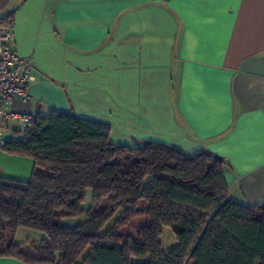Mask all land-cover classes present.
I'll list each match as a JSON object with an SVG mask.
<instances>
[{
  "label": "crops",
  "instance_id": "obj_1",
  "mask_svg": "<svg viewBox=\"0 0 264 264\" xmlns=\"http://www.w3.org/2000/svg\"><path fill=\"white\" fill-rule=\"evenodd\" d=\"M7 17L6 47L31 74L29 103L7 114L54 111L107 124L114 145L211 154L231 200L264 202V0H0ZM24 129L0 123L4 141ZM33 168L0 150V177L27 182Z\"/></svg>",
  "mask_w": 264,
  "mask_h": 264
},
{
  "label": "trees",
  "instance_id": "obj_2",
  "mask_svg": "<svg viewBox=\"0 0 264 264\" xmlns=\"http://www.w3.org/2000/svg\"><path fill=\"white\" fill-rule=\"evenodd\" d=\"M0 19V27L12 24ZM107 124L50 112L0 150L29 158L27 182L0 177V258L26 264H264V202L228 197L226 164L204 152L155 143L118 146ZM87 191L92 207L78 217ZM108 200V205L101 202ZM112 226L103 232L114 217ZM135 237L123 230L136 218ZM162 228L177 245L160 249ZM43 234L37 245L15 243L18 230ZM29 249L24 250V249Z\"/></svg>",
  "mask_w": 264,
  "mask_h": 264
},
{
  "label": "built area",
  "instance_id": "obj_3",
  "mask_svg": "<svg viewBox=\"0 0 264 264\" xmlns=\"http://www.w3.org/2000/svg\"><path fill=\"white\" fill-rule=\"evenodd\" d=\"M13 41L12 24L0 27V123L6 124L9 120L21 121L27 127L35 120L30 113H6L5 106L13 101L29 103L30 96L27 84L31 80L30 68L23 58L16 55L6 44ZM4 140L0 133V148Z\"/></svg>",
  "mask_w": 264,
  "mask_h": 264
},
{
  "label": "rangeland",
  "instance_id": "obj_4",
  "mask_svg": "<svg viewBox=\"0 0 264 264\" xmlns=\"http://www.w3.org/2000/svg\"><path fill=\"white\" fill-rule=\"evenodd\" d=\"M3 135L5 138L9 137L8 133H6V134L3 133ZM101 205H103V206L108 205V200H106V199L103 200L101 202ZM91 207H92V196H91V192L87 191L86 199H85V202L82 206V209H83L82 213L74 219H71V218L63 219L61 221V224L64 226L72 227V226L83 223L86 219V213ZM115 217H116V215L105 225V227L102 230L103 232H105L106 230H108L112 226V224L115 220ZM143 221H144V217L136 218L133 221L132 226L123 230V232L125 234H130L132 237H135V234H136L135 228H136V226L142 224ZM18 232L19 233L16 237V242L18 244H23V246H33V243L35 241L39 240L40 237H43V234H41L39 232L30 231L27 229H20ZM25 232H28V233H25ZM34 236H36L37 238H35ZM159 243H160V249L164 253H168L170 250H172L177 245L176 237L170 228H162L161 235L159 238ZM24 250L29 251V249H27V248Z\"/></svg>",
  "mask_w": 264,
  "mask_h": 264
}]
</instances>
